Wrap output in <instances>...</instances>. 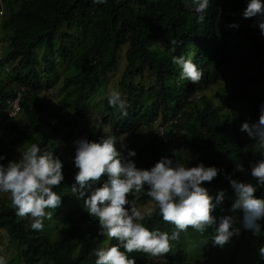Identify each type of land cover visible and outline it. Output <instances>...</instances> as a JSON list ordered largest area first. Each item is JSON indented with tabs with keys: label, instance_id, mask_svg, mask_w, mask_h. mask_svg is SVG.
Masks as SVG:
<instances>
[{
	"label": "trees",
	"instance_id": "obj_1",
	"mask_svg": "<svg viewBox=\"0 0 264 264\" xmlns=\"http://www.w3.org/2000/svg\"><path fill=\"white\" fill-rule=\"evenodd\" d=\"M222 1L211 0L205 20L198 22L191 0H106L103 4L94 3V0H0V133L11 129L10 124L3 125L8 99L17 88L27 87L29 91L22 102L24 127L22 122L20 127L15 123L14 130L29 144L38 143L42 149L54 152L62 144L61 134L72 131L78 117L88 108L83 104V97L86 93L96 92L98 72L108 79V74L117 68L122 70L118 74L121 78L112 88H118L121 93L125 89L131 97L137 95L142 102L149 99L151 102L143 110L137 106L135 111H128L127 116H121L118 108L106 103L100 131L90 133L89 140L99 141L108 125V130L121 139L129 135L135 140L126 144L137 153L133 157L137 167L150 168L161 157L167 156L189 167L203 162L206 166L222 168L224 172L213 181L204 182L209 195L215 197L221 191L224 193L222 203L212 215L217 218V223L221 216L235 215L236 227H241L242 213L228 211L236 194L225 174L255 183L249 165L261 158V150L256 147L258 155L253 152L250 145L255 141L246 137L236 122L233 101L237 92L220 90L218 107L206 93L200 95L212 82L210 69L217 61L214 46L223 44L217 35L221 28L215 15L210 13L218 11ZM246 3L247 0L243 4L229 2L224 7L229 9L228 18L235 24H238L237 14ZM238 25L224 35L229 36L230 32L241 35L243 26ZM172 39L182 43L173 46L169 44ZM242 43L250 44L248 56L259 57L262 41L258 37L247 34ZM42 50L45 52L40 57ZM173 55L192 58L203 72L200 81L192 83L182 79L180 69L171 63ZM232 55L229 45L226 46L220 63L229 62ZM58 56L60 62L56 63L53 60ZM41 59L46 63L44 70ZM10 65L12 69L7 71L6 67ZM262 65L264 67V63ZM59 67L67 69L58 80L59 92L53 96L45 95L43 91L57 82L44 81L43 71L59 77ZM261 79L264 77L254 74L250 83L253 85ZM76 94L80 95V105L72 104ZM243 99L255 104L250 113L255 121L258 120L260 106L256 107L254 97H249L247 92ZM133 103L130 99L129 106ZM171 119L175 120L170 129L175 143L168 144L151 126L157 120L166 124ZM44 128L48 131L42 132ZM146 130L152 137L141 142ZM183 134L188 137L187 146L180 141ZM2 139L0 135V155H5L6 159L0 163L7 164L9 148ZM54 155L64 160L57 153ZM237 163L243 164L244 171L236 170ZM77 171L73 163L63 161L65 179L54 187L62 197V203L50 210L53 216L44 221L45 227L41 231L32 230L25 217L16 215V209L6 195L0 197V236L6 238L0 256L5 258L6 264H95L94 250L116 243L115 238L109 240L106 235L98 236L97 230L83 229L86 226L75 219L78 215L86 224L97 222L84 209L83 200L73 197L69 191ZM104 179L106 177H102L101 182ZM146 190L135 195L151 200ZM255 195L261 197L264 190H258ZM75 211L78 214L73 215ZM68 215L69 231L55 233L65 224ZM142 223L149 230L158 229L169 234L174 230V225L163 221L158 209ZM260 223L264 230V221ZM212 232V228H207L202 240L210 244ZM198 235L201 233L191 227L181 232L179 239L170 241L169 252L163 254L166 261H157L143 252L127 255L134 257L136 264H189L191 250L188 247L191 243H200V240L196 241ZM229 245L232 264H264L258 255V247L264 246V238L253 236L250 230L241 227L240 234L234 236ZM249 254L251 258L246 260Z\"/></svg>",
	"mask_w": 264,
	"mask_h": 264
},
{
	"label": "clouds",
	"instance_id": "obj_2",
	"mask_svg": "<svg viewBox=\"0 0 264 264\" xmlns=\"http://www.w3.org/2000/svg\"><path fill=\"white\" fill-rule=\"evenodd\" d=\"M224 1L218 11L210 12L213 16L215 15V20L221 28V31L217 33L218 39L223 40V44L220 42L214 46L217 61L212 63L211 69L214 65H222L221 57L224 56L228 45L233 52L232 59L241 58L245 62L260 58L264 47V0H247L246 7L240 10V14L235 13L239 15L237 23L241 24V27L243 26L242 34L235 35L230 32L229 36H225V32L230 31L231 27L232 29L238 28L239 25L228 18L230 11L224 7L229 2L243 4L246 0H227L226 4ZM105 2L106 0H94V3L97 4ZM191 3L198 22L204 21L211 0H191ZM247 34L254 35L262 41L258 50V58L247 55L250 44H241L243 37ZM180 43L182 41L169 40V44L173 46H178ZM53 61L59 63V56ZM171 63L180 69L182 79H187L192 83L200 81L203 72L192 58L173 55ZM263 63H260L261 67ZM41 64L42 70L46 69L43 59H41ZM11 69L12 65L6 67L7 71H11ZM211 69L209 77L213 81ZM66 70L59 67V77H56L55 74L47 75L43 71L44 81L57 82L56 85L43 91L45 95H48L49 92L53 96L59 92V89H55L58 88L60 76ZM232 70L235 69L231 68L225 72L230 73ZM119 71L122 70L116 68L114 73H109L108 79L105 78L106 75L103 76L101 72H98L95 78L96 92L86 93L83 97V104L88 108H85L84 114L78 117V122L73 126L72 131L61 134L62 144L58 147L63 150L69 140L76 139V131L79 128H81L79 135L88 133L87 138L81 137L73 141L74 155L66 159L57 147L53 152L42 149L38 143H31L27 147L23 146L24 150L22 151V148H19L18 159L9 160L7 164L0 163V195H6L10 199L18 217L28 218L29 227L32 230L41 231L45 227L44 221L50 220L53 216V212L50 210L58 208L62 203V197L54 190V187L61 185L64 181L63 161H68L73 163L78 170L74 176V183L70 188L68 187L71 195L82 199L83 207L89 216L98 221V236L106 235L109 240L113 238L116 240V243L111 247L107 245L108 248L100 247L94 250L95 264H136L135 258L127 255L132 252H143L152 257L162 256L169 252L170 241L179 239L181 232L187 231L189 227L201 233L196 239V241L200 240V243L197 244L192 240L191 242L194 243L188 247L191 250L187 260L189 264L232 263L230 255L224 256L223 254L228 252L231 247L229 245L231 239L240 234L241 227L250 230L255 237L264 238V230L260 223V221H264V195L259 198L255 195L258 190H264V103L260 105L258 120L251 123L244 121L240 125V131L255 141L252 147H258L261 150V158L249 165L250 175L255 178V183L244 182L234 179L232 174H225V179L236 194V199L228 211L242 213L241 227H236L235 215L221 216L217 223V218L212 213L217 205L222 203L224 193L221 191L215 197L209 195L204 182L213 181L218 174L224 172L222 168L206 166L203 162L189 167L180 163L179 160H173L167 156L161 157L150 168L137 167L133 159L137 155L136 151L127 147L125 139L110 132L108 125L104 129L105 134L99 141L89 140L90 133H99L100 131L101 114L106 103L113 108H118L121 116H127L128 111H135L137 106L143 110L151 102L149 99L144 103L137 95L131 97L125 89V92L121 93L118 88H112L119 80L115 76ZM219 78L220 74H217L215 79L217 83L220 82ZM109 82H111V92L108 90ZM28 91L27 87H19L7 101L3 125L10 124L15 133H17L14 130L15 123L20 127V123L25 121L22 102ZM228 92H233V90ZM79 98L80 95L76 94L72 99V104L80 105ZM130 99L134 101L131 106H129ZM49 100L52 101V98L50 97ZM50 103L48 102V104ZM21 114L23 117L19 121L18 117ZM172 122L175 120L171 119L166 124H161V121L160 127L157 129L153 127L155 122L151 126V129L159 133L161 139L168 144H171L173 140V134L170 132ZM47 131L48 128H44L42 132ZM149 132L145 131L147 134ZM0 135L2 138L3 134L0 133ZM5 146L9 148L8 153L10 154V146ZM56 153L64 160L62 161L54 155ZM5 159V155H0V161ZM236 170L244 171L243 164L237 163ZM102 177H106V179L101 182ZM145 188L147 189L146 195L151 200L142 199L138 194L135 195L144 192ZM130 193L136 197L131 199ZM136 202L148 203L142 207ZM157 209L163 221L174 225V230L170 234L158 229L149 230L142 223L145 217H151ZM221 210L223 211V209ZM207 228L213 229L209 238L210 244L205 239L202 240L203 233ZM258 255L260 260H264V246L258 247ZM0 264H6L3 256H0Z\"/></svg>",
	"mask_w": 264,
	"mask_h": 264
},
{
	"label": "rangeland",
	"instance_id": "obj_3",
	"mask_svg": "<svg viewBox=\"0 0 264 264\" xmlns=\"http://www.w3.org/2000/svg\"><path fill=\"white\" fill-rule=\"evenodd\" d=\"M226 3H227V0L224 1V4H226ZM263 44H264V35H263ZM2 54L5 55V52L3 51ZM43 54H44V51H41L39 53L40 56H42ZM261 62H264V47L261 51L260 58H258L256 60L252 59V60L245 62L244 59L234 58L230 62L223 63L221 66L220 65H214L213 68L211 69V71L213 72V73L211 72L212 76H213V81L210 83L208 90H206L205 92H203L200 95H203L206 93L208 98L210 100H212L213 104L216 107H218L221 104V100L219 98V91L222 89H225L226 91L233 90L234 92H237V94H238L236 99L233 101L234 109L237 113V121H236L237 124L240 126L241 123L244 121H248L249 123L254 122L255 119H253V117L250 113V109L255 104H252L248 100L245 101L243 99V95L248 92L249 97L253 96L254 101L256 102V107H259L262 103H264V79L259 80L258 82H256L253 85H251V83H250L251 77H253V76H251L252 74H259V75L264 77V68H262L260 66ZM231 68L235 69V70H232V72H230V73L225 72L226 70L228 71ZM119 72H118V74H119ZM217 74H220V78H219L220 82H218V83L215 81ZM115 76L120 81V78H121V77H119L120 75L119 76L115 75ZM110 84H111V82H109V87H108L109 92L112 91V89L110 88ZM57 89H59V87L56 88L55 90H57ZM50 93H53V92H50ZM200 95L199 94L197 95L198 99H199ZM248 105H249V108L247 107ZM22 117H23V115L21 114L18 117V120L20 121L22 119ZM22 122H23L22 125L24 127V121H22ZM160 123H161L160 120L155 122L153 124L154 129L159 128ZM80 129L81 128H79L76 131V139L81 138V137L87 138L88 133L79 135ZM244 135L246 137H248L246 133H244ZM151 137L152 136L149 135V133L148 134L144 133L143 134V140H141V142L149 141ZM166 138L170 139L167 136H166ZM76 139L72 138L71 140H69L67 142V144L63 147V150L61 148L57 147L58 151L62 152V155L64 158L67 159L69 156L74 155L75 149H74L73 141ZM122 139H125V142L135 141L134 139L129 138V135H126ZM180 139H181L180 141H181L182 145L187 146V143H188L187 135H185V134L181 135ZM2 140H3L4 145L10 146V151H11L10 152V160L18 159V157L20 155V153L18 151L19 148H22L23 146L27 147L30 145L28 143V141L20 138L12 129L3 133V139ZM172 142L175 143L174 136H173ZM252 145L253 144L250 145L251 149L253 150V152L256 155H258L257 148H253ZM22 150H24V149L22 148L21 151ZM184 156L188 157L187 153H184ZM129 196L131 199H133V197H134V195L131 193L129 194ZM0 197H3V195H0ZM146 203H148V202H139L137 204L143 207ZM76 214H78L76 211L73 212V215H76ZM79 217L80 216L77 215L75 219L78 222H80V224H83L84 226H86V227H83V229L90 231V232H93V231L98 229V221L86 224ZM25 218L27 219V225L29 226V220L27 217H25ZM65 219H66L65 224L63 226H60L59 229L55 233H58V232L59 233H63V232L67 233L69 231V221L67 220V219H69V215ZM1 236H0V252L3 253L2 250L5 248L4 244H6L5 243L6 238L4 240V239H2ZM220 251L222 252L223 249L221 248ZM134 253H136V252H132V254H134ZM223 255L228 256V255H230V253L224 252ZM152 258H154L157 261H161V260L166 261V258L164 255L159 256V257H152ZM250 258H251V254H249L247 257H245L246 260H250ZM224 261H226V260H224ZM223 264H232V263L223 262Z\"/></svg>",
	"mask_w": 264,
	"mask_h": 264
}]
</instances>
